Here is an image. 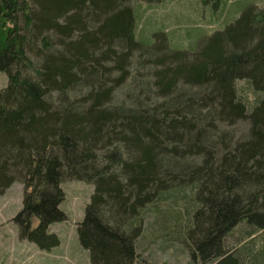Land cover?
Listing matches in <instances>:
<instances>
[{"label":"trees","instance_id":"16d2710c","mask_svg":"<svg viewBox=\"0 0 264 264\" xmlns=\"http://www.w3.org/2000/svg\"><path fill=\"white\" fill-rule=\"evenodd\" d=\"M137 1L162 0H0V196L24 185L19 237L59 246L61 184L80 180L92 264H137L145 209L188 191L193 261L264 264V5L191 50L138 38Z\"/></svg>","mask_w":264,"mask_h":264},{"label":"rangeland","instance_id":"374dc122","mask_svg":"<svg viewBox=\"0 0 264 264\" xmlns=\"http://www.w3.org/2000/svg\"><path fill=\"white\" fill-rule=\"evenodd\" d=\"M214 1H137V36L145 43L152 42L154 31L163 30L173 47L195 50L203 38L233 20L239 6L250 3L264 5V0H220L216 6ZM7 84L6 72L0 71V89ZM239 86L253 99L254 93L246 81H241ZM247 125L242 121L232 129L239 135L244 134ZM61 187L65 192L61 208L67 218L51 225L50 230L59 235L61 244L50 251L41 250L36 244L19 237L14 217L23 206L24 185L16 182L0 196V264H92L89 250L79 240L78 226L84 218L94 185L80 180H65ZM185 198H191L188 191L183 193L182 200L169 194L145 209L144 230L137 241V264H199L193 261L183 238L189 222Z\"/></svg>","mask_w":264,"mask_h":264}]
</instances>
